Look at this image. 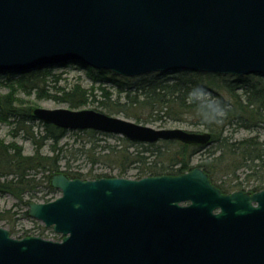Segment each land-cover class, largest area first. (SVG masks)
<instances>
[{
	"label": "water",
	"instance_id": "95a60500",
	"mask_svg": "<svg viewBox=\"0 0 264 264\" xmlns=\"http://www.w3.org/2000/svg\"><path fill=\"white\" fill-rule=\"evenodd\" d=\"M45 59L129 77L263 74L264 0H0V71ZM31 115L131 142L211 140L207 131L154 129L93 109L33 107ZM50 185L60 196L29 202L28 214L61 240L13 238L0 227V264H264V189L221 194L198 167L140 179L54 173Z\"/></svg>",
	"mask_w": 264,
	"mask_h": 264
},
{
	"label": "rangeland",
	"instance_id": "374dc122",
	"mask_svg": "<svg viewBox=\"0 0 264 264\" xmlns=\"http://www.w3.org/2000/svg\"><path fill=\"white\" fill-rule=\"evenodd\" d=\"M56 60L58 59H45L43 63L47 64H45V66H40L38 68L39 72L36 69L37 67L24 72H11V74H7L8 72L6 71H0V95L7 94L10 85L14 83L13 81L19 79L22 75L28 74L30 76L39 74L41 77L40 80H43L44 83L39 84L38 90L43 88V91H41L43 93L38 94L37 90L24 92L16 83L12 85L14 87V97L19 100L17 102L18 106L22 108L40 107L50 110L59 108L67 109L68 105L59 98L62 91H58V88L68 89L78 84L88 89L92 85L94 87L98 85V82H94V78L88 74L85 68L78 66L79 62H71V64L67 62L63 64L62 62L64 60ZM44 69L46 73L42 71ZM156 73L159 72L131 77L112 73L116 76L115 79H117V81L110 80L102 86L114 95L118 94L117 97L122 100L124 91L121 89H125L129 84L133 85L146 75ZM165 74L166 75L163 76L168 78L182 77L184 79H199L205 86L208 85L205 89L218 85L220 86V88L217 89L218 93H220L229 105H232L233 101L229 96L226 86L231 89L232 93L235 92L239 95H243L244 91L251 90L253 87L264 94V73L234 75L204 71L193 72L191 70H175ZM122 82L125 84L119 85L122 84ZM207 93L209 97L212 96L210 92ZM96 99H99V97L96 96ZM90 107L91 105H87L83 108L90 109ZM127 113H130V116H126L124 113H119L115 116L132 122L134 120L131 116H137L141 119L140 124L154 129L179 128L190 132L206 131L201 124L202 121L200 122V119L192 114H186L181 119H176L172 115H167L163 112L159 114L156 112H149L148 109H131L128 110ZM244 120L246 124L251 123L245 117ZM245 123H240V125ZM22 125H25V127L22 128ZM240 125L232 122L229 125L226 124L221 130V137L227 140V144L230 145L229 148L232 150V145L236 146L238 142L252 138L253 141L255 140L256 147L264 153V122L248 124L249 126L246 127ZM43 131V123L39 120L26 121L24 124L21 118H10L7 121H0V139L5 143H16L22 148V152L25 155H33L36 152V146L30 139V134L32 133L37 137L42 135ZM84 131L85 130H66L58 142L57 148L60 149V151L55 153L60 157L58 161L60 170L63 171L65 169V164L68 162L71 170L82 172L85 174L84 177L89 178L90 176L105 173L116 176L117 170L115 167L110 166L107 156L110 155L113 148L116 150L123 148L124 144L121 140L124 138L119 135L107 133H104L105 135L97 134L92 138ZM92 139L94 140L93 142L91 141ZM160 142H165V144ZM157 143H160L158 147L164 160L165 156L169 158V161L178 158L176 155L177 148L173 143L166 141H159ZM87 149H89L88 152ZM40 153L51 155L49 141L42 145ZM233 153L234 154H228L224 152L221 154V151L217 148V144L210 143L207 146L201 147L192 155L189 160V165L191 167L204 169V171L209 174L211 181L222 193L248 191L251 195L252 192L264 189V154L261 158L263 161L260 159L253 161L247 160L240 164L241 160L236 154L237 151ZM28 173L29 177H33L35 181H37V186L33 191L29 194L27 193V195L23 197V201H27V204L17 201L12 194L0 193V227L6 229L13 238L38 235L43 238L59 240L62 237L60 233L54 232L51 227H45L41 221L26 213L29 209V202H43L46 199L56 198L60 196L61 191L50 185L52 174L48 171L36 169ZM136 173V168H130L125 176L122 177L139 179L140 177H137ZM10 178L11 176H8V179Z\"/></svg>",
	"mask_w": 264,
	"mask_h": 264
},
{
	"label": "trees",
	"instance_id": "16d2710c",
	"mask_svg": "<svg viewBox=\"0 0 264 264\" xmlns=\"http://www.w3.org/2000/svg\"><path fill=\"white\" fill-rule=\"evenodd\" d=\"M62 63L66 64L67 62ZM68 64H71V62ZM79 64L78 66L85 68L88 71V74L94 78V82H98V85L96 87L92 85L88 89H85L78 84H75L68 89L58 88V91H62L61 96L59 97L60 100L65 102L69 109H81L87 105H91L90 109L111 116H115L119 113H124L126 116H130V113H127L128 110L148 109L149 112H156L157 114L163 112L167 115H172L176 119H181L186 114H192L197 116L200 119V122L202 121L201 124L204 126V130L211 134L210 143H216L221 154L224 152L234 154L233 152L237 151L236 154L241 160L240 164L247 160L253 161L260 159L263 161L261 158L264 153L256 147L255 140L253 141L252 138L238 142L236 146L232 145L233 149L231 150L229 148L230 145L227 144V140L222 139L221 137V130L226 124L229 125L234 122L240 125V123H245L244 117L251 123L241 124L240 126L246 127L250 124L264 122V94L260 93L255 87L246 92L244 91L243 95H239L235 92L232 93L231 89L226 86L229 96L233 101L232 105H229L220 93H218L217 89H219L220 86L217 85L206 89L207 92L212 94V96L205 98L202 103L207 104L218 101L223 105L226 113L218 123L209 124L203 120L197 102H194L189 97V93L194 88H207L208 85L205 86L199 81V79L164 77L163 75H166L165 73L168 72L146 75L136 81L133 85L129 84L125 89H121L124 91V97L120 100V98L117 97L118 94L114 95L102 86L110 80L117 81V79H115L116 76L113 75L112 72L108 70H96L80 62ZM38 68L39 67L36 69L39 72ZM42 71H45V69ZM6 72H8L7 74H11V72L15 73L16 71ZM44 73H46V71ZM40 79L41 77L39 74L30 76L24 74L13 82L16 83L19 88H22L24 92L37 90L38 94H40L43 93L41 92L43 91V88L38 90V86L40 83H44V81ZM14 83L10 85L7 94L0 95V121H7L10 118H21L22 123L24 124L26 121L36 120L31 115L32 107L22 108L18 106L17 102L19 100L18 98L15 99L14 87L12 86ZM123 84L125 83L122 82V84L119 85ZM96 96L99 97V99H96ZM131 117L134 122L140 123L141 119L139 117ZM24 127L25 125H22V128ZM43 130V134L37 137L32 133L30 134V139L36 146V152L33 155H25L22 152V148L16 143H5L0 139L1 194H12L17 201L27 204V201H23V197L27 195V193L29 194L33 191L37 186V181H35L33 177H29L28 172L36 169L48 171L50 174L61 172L69 178L81 179L122 177L125 176L130 168H136V176L140 178L144 176L178 175L194 168L189 165V160L192 155L200 149L199 147L186 146L180 142L166 141L173 143L177 148L176 155L178 158L169 161V158L166 156L165 160L163 159L158 147L160 143L165 144V142L143 144L122 139L121 141L124 144L123 148L120 150L113 148L110 155L107 156L110 166L115 167L117 170L116 176L105 173L90 176L88 178L84 177L85 174L80 171L71 170L68 162L65 164V169L63 171L59 168L58 161L60 160V157L55 152L60 151V149L57 148V144L66 130L45 123H43ZM84 132L92 138L97 134L105 135L104 133L92 130H85ZM47 141L50 142L51 155L40 153L42 145ZM91 141L93 142L94 140L92 139ZM88 151L89 149H87V152ZM8 176H11V178L8 179ZM26 214H28V212Z\"/></svg>",
	"mask_w": 264,
	"mask_h": 264
},
{
	"label": "clouds",
	"instance_id": "9594fccd",
	"mask_svg": "<svg viewBox=\"0 0 264 264\" xmlns=\"http://www.w3.org/2000/svg\"><path fill=\"white\" fill-rule=\"evenodd\" d=\"M189 97L200 107V114L206 123H218L225 116V109L220 102L202 103L209 97L206 89L196 87L190 93Z\"/></svg>",
	"mask_w": 264,
	"mask_h": 264
},
{
	"label": "flooded vegetation",
	"instance_id": "af4514ba",
	"mask_svg": "<svg viewBox=\"0 0 264 264\" xmlns=\"http://www.w3.org/2000/svg\"><path fill=\"white\" fill-rule=\"evenodd\" d=\"M205 173L207 174V177H208V179H209V182L214 186V187H216V188H218L216 185H214V183L211 181V178H210V176H209V174L205 171ZM220 191V190H219ZM221 192V191H220ZM255 192H257V191H255ZM255 192H252L251 194H253V193H255ZM222 193V192H221ZM247 193H249L248 191H247ZM222 194H229V193H222ZM190 205V202H181V203H179V206H181V207H187V206H189ZM251 206H257V203L256 202H254V203H251ZM218 211V209H216V210H214V212H217ZM231 251H237V250H231Z\"/></svg>",
	"mask_w": 264,
	"mask_h": 264
}]
</instances>
